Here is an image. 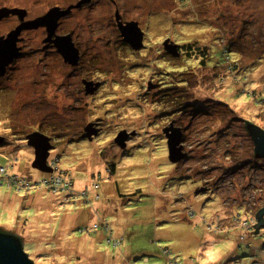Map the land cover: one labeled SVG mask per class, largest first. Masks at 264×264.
I'll use <instances>...</instances> for the list:
<instances>
[{
    "label": "rangeland",
    "instance_id": "rangeland-1",
    "mask_svg": "<svg viewBox=\"0 0 264 264\" xmlns=\"http://www.w3.org/2000/svg\"><path fill=\"white\" fill-rule=\"evenodd\" d=\"M117 3L125 18H145L149 48L141 60L149 66L122 47L113 67L81 70L102 80L95 96H73L78 75L68 97L57 84L44 87L51 79L39 69L33 101L23 99L17 113L5 104L0 226L23 237L35 264H264V225L251 233L264 206V155L247 127L264 129V0ZM158 38L192 43L195 57L166 50L158 60ZM170 122L186 153L177 161L162 130ZM34 129L51 137V172L32 166L26 136Z\"/></svg>",
    "mask_w": 264,
    "mask_h": 264
},
{
    "label": "flooded vegetation",
    "instance_id": "flooded-vegetation-1",
    "mask_svg": "<svg viewBox=\"0 0 264 264\" xmlns=\"http://www.w3.org/2000/svg\"><path fill=\"white\" fill-rule=\"evenodd\" d=\"M121 11L117 0H0V46L8 45L11 48L8 57H11V60L4 65L3 69L0 66V112H4L6 103L9 107L6 111L17 113L23 99L28 101L26 106L33 101L32 97L35 93L32 95L31 89H37L36 86L42 79L37 77L39 69H47L45 71L48 74L42 72V75H47L51 79L41 82L44 87L57 84L58 90L68 92V95H65L67 97L70 94V88L75 85L74 77L78 75L80 80L76 85L77 88L72 89V94L80 101L86 96H95L103 84L102 80L82 77V69L113 67L115 63L121 62L117 53H122L123 49L130 54L138 55L136 57L142 61L144 50L149 48V44L146 43V39L149 40L145 30L147 22L145 23V18L143 20L127 19ZM149 13L147 12V16ZM97 16L102 17L97 19ZM210 20L209 26H213L212 18ZM131 21L136 22L142 32L141 46L138 48L132 47L124 39L118 26L119 22L125 24ZM76 26L82 27V31H79L81 33L75 29ZM102 32H111L115 35V40L99 35ZM37 35L41 37L40 46H36ZM84 35L90 36L92 39L89 41L93 43L88 42ZM93 35L96 37L93 38ZM61 37L65 54L57 47ZM165 39L158 38L156 42L158 60L167 53ZM104 43L106 46H99ZM111 44L112 46H109ZM177 44L179 51L177 58L182 57L183 54L186 55L187 49H184L183 44ZM109 48H112V51H107ZM93 49L96 50L93 51ZM201 51L205 57L208 56L206 49ZM141 65L149 66V62L142 61ZM51 69H61V72L53 75L55 71H49ZM54 78H56L55 81ZM147 82L152 84L150 86L154 85L150 78ZM158 85L160 83L156 86ZM164 86L160 88L161 91ZM50 90L53 93L51 88ZM27 96L29 98L25 99ZM94 121L95 124H99L96 120ZM8 127L10 131L17 130L11 125ZM91 129L87 128L86 134L92 132L97 134L98 131H102L100 126L94 130ZM164 129L165 127L162 129L163 132ZM34 131L41 132L39 129ZM84 135L81 133L82 137ZM7 142L10 143L7 137L0 134V143L7 144Z\"/></svg>",
    "mask_w": 264,
    "mask_h": 264
},
{
    "label": "water",
    "instance_id": "water-1",
    "mask_svg": "<svg viewBox=\"0 0 264 264\" xmlns=\"http://www.w3.org/2000/svg\"><path fill=\"white\" fill-rule=\"evenodd\" d=\"M118 26L120 31L122 32V35L124 36V39L132 47L138 48L141 46L142 32L137 26L136 22L131 21L125 24L119 22ZM164 44L166 50L169 53L177 55V47L175 44L168 43V40ZM57 47L60 52L65 54L64 44L62 43V37L60 44L57 43ZM10 51V46H0L1 69H3L4 65L11 60V57L8 58L10 55ZM91 125L92 124H89L88 126ZM247 127L248 132L254 142V150L256 154L264 155V129L250 122L248 123ZM164 132L165 136L167 137L170 160L177 161L181 158H184L186 156V153L181 152L182 145L180 144L182 136L181 129L179 127H174L171 123L168 127L164 129ZM88 135H90V133L86 136L88 137ZM26 139L28 145L34 148L35 156L32 166L45 172H51L52 168L47 163V158L50 153L49 150L53 148V145L50 142V138L42 132L34 131L27 135ZM124 139V134L119 135L116 139V142H118L121 147H123ZM255 214L258 222L253 224L256 228L255 230L251 231V233L257 232L258 227L260 225H264V219L262 217V215H264V206L260 208ZM0 228L4 230L0 231V264H35V262L28 256V254L23 249V237L17 235L13 231L4 229L2 226H0Z\"/></svg>",
    "mask_w": 264,
    "mask_h": 264
},
{
    "label": "trees",
    "instance_id": "trees-1",
    "mask_svg": "<svg viewBox=\"0 0 264 264\" xmlns=\"http://www.w3.org/2000/svg\"><path fill=\"white\" fill-rule=\"evenodd\" d=\"M173 44L177 45L176 47L178 48V44H177V43L174 42ZM183 46H184V49H187L186 56L189 57V58H194L195 55H194L193 53H195V52L193 51V44L190 43V42H186V43H183ZM196 48H197V47H196ZM194 49H195V48H194ZM191 51H192V52H191ZM178 53H179V51L177 50V55H178ZM171 54H172V53H171ZM172 55L175 56V57H177V55H174V54H172ZM170 73H171V75L175 76V75H177V74H184L185 72H184V71H183V72L171 71ZM174 79H177V77H176V78L174 77ZM179 79H180L181 82L184 81V80H186L183 76H180ZM169 82H170V81H169ZM169 82H168V83H169ZM177 83H178V82H177V80H176V81H174L173 83H170V85L167 86V88L177 87V86H178ZM167 88H165V89H167ZM178 103H182V101H180V102H178ZM178 103H176V105H175V109L178 108V106H177ZM175 109H174V110H175ZM165 112H166V111H165ZM171 122H172V121H171ZM248 123H249V122H248ZM253 124H254V123H253ZM114 164H115V163L111 162V168H110L111 173L114 172ZM78 229L81 230V228H79V227H78ZM0 231H4V230L0 228ZM20 239H21V238H20ZM107 240H108V238H107ZM108 241H109V240H108ZM22 243H23V242H22Z\"/></svg>",
    "mask_w": 264,
    "mask_h": 264
},
{
    "label": "built area",
    "instance_id": "built-area-1",
    "mask_svg": "<svg viewBox=\"0 0 264 264\" xmlns=\"http://www.w3.org/2000/svg\"><path fill=\"white\" fill-rule=\"evenodd\" d=\"M8 178H10V176H8ZM48 183L54 185V184L57 183V181H56V180H51V179H49V180H48Z\"/></svg>",
    "mask_w": 264,
    "mask_h": 264
}]
</instances>
